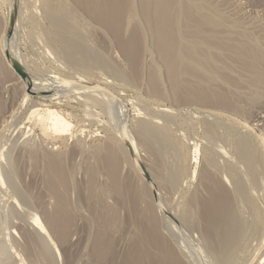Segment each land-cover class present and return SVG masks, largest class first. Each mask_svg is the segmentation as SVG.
I'll list each match as a JSON object with an SVG mask.
<instances>
[{
  "label": "rangeland",
  "instance_id": "1",
  "mask_svg": "<svg viewBox=\"0 0 264 264\" xmlns=\"http://www.w3.org/2000/svg\"><path fill=\"white\" fill-rule=\"evenodd\" d=\"M123 1L132 17L115 33L74 0H0V264H102L93 252L102 241L110 248L107 264H120L136 247L156 257L169 253L176 264H260L264 82L239 91L236 111L188 103L192 85L181 71L171 85L152 19L140 15L143 2L154 0ZM162 1L172 10L185 3L209 8L205 14L220 22L209 37L222 41L232 30L233 39L251 45L253 71L264 79V0ZM11 4L18 10L7 39ZM179 25L173 35L181 46ZM111 33L137 39L139 54L132 48L125 55ZM5 51L28 73L30 91ZM59 78L100 86L108 96L104 104L86 101L67 93ZM121 124L150 183L121 143ZM204 174L224 187L235 214L237 242L222 255L204 235ZM34 218L54 246L39 236Z\"/></svg>",
  "mask_w": 264,
  "mask_h": 264
},
{
  "label": "bare ground",
  "instance_id": "2",
  "mask_svg": "<svg viewBox=\"0 0 264 264\" xmlns=\"http://www.w3.org/2000/svg\"><path fill=\"white\" fill-rule=\"evenodd\" d=\"M74 2L77 3L79 6H81L82 9H86V12L87 11L90 12V9H91L90 13H93V14L92 15L90 13L89 14L94 19L96 17V20L98 19L97 21L100 24H102L107 30L112 31L110 26L113 27L115 33H117L119 29L121 33L124 27L125 19L127 22L129 21V18L132 17L128 13L129 6H127L123 0H104V3H106L105 7L108 8V11H106V13H103L100 10L97 11L96 9L93 8L95 7L96 2L94 6L92 5L93 6L92 8L90 7L91 5L89 6V4L86 3L87 0H74ZM98 2H100V0ZM143 3H144L143 4V14L141 12L140 15L141 16L144 15V17L147 20L152 19L153 27H154L153 29L154 34L157 36V40H158L157 49L159 52L162 53L164 57L165 65L166 67H168V70H170L169 78L172 82L171 85L174 84L173 86H175V83L177 82L176 81L177 73L181 71L183 73L182 75L187 78V81H189L193 87L192 90L190 89L186 90L188 99L187 98L185 99L188 100V103L189 102L192 103V101H195L194 104L198 103L203 106L204 105L205 106H215L219 108L221 107L222 109L223 108L227 110L229 109L228 111L230 110L236 111L238 109L236 106L237 104L235 102L239 101L241 97L239 95L241 92L239 93V91L241 90L245 91L246 89L250 91L252 89L257 90L259 88H262V85H263L262 81L264 82V79L261 78V76H259L257 73H254L253 71V67H252L253 61H250V58H252L254 53L250 49L251 45L249 43H247L246 45L245 42H240V41L233 39L231 37V34H233L232 30L225 31L227 35L224 37L222 41H218L217 37H215L213 40L212 38L209 37L210 33L212 32L213 34H217L216 30L211 31V29H213V27L214 28L217 27L218 24L220 23V22L216 23L217 19L214 20L212 18L213 16L212 17H209L210 15L207 16L209 14V11H208L209 8L207 7H206L207 9L204 8L202 4H199L201 6L199 5L189 6V4L186 5L185 3L183 4L184 7H177L176 9L172 10L171 6L162 0H154V3L152 5L150 2H147V1ZM13 6H14L13 4H11L10 7L8 6L10 8L9 9L10 12H12ZM96 7H99V6L96 5ZM151 9H153V13H151ZM204 10H207L208 12L207 11L206 12L208 14H205ZM173 23L175 24L179 23L180 24L179 27L182 26L181 30L179 31V36L181 39V46H179V43L176 41L173 35V30H174ZM112 35L118 41L120 49L123 48L122 51L124 50L123 52L125 53V55L130 53V52L126 53L125 50L126 49L130 50L132 48H133L132 50H134L135 52L137 51V53L139 54L138 52L139 48L137 47V50L135 48L137 43L136 42L133 43V41H136L138 39L136 37L135 32L133 36H135L137 39L135 38L136 40L132 41L130 37L131 42H129V40L127 41V39L124 40L122 37L120 38V35L119 37L115 36L114 34ZM137 42L139 43V41ZM132 44H135V45L131 46ZM250 51L252 52V54L249 56L248 52ZM133 52L131 53L133 54ZM13 58L18 60L15 53H13ZM234 73L236 74L237 77L234 76ZM183 76H182V79H183ZM58 83H60V85L64 87L67 93H71L74 95L76 94L80 95L86 98V101L88 100L90 102L97 103V102H101L100 100L103 97L108 96L106 89L100 86L93 85V84H87V83L76 82V81H67L65 79L62 80L60 78H59ZM220 83L221 84L223 83L222 86L220 85ZM225 86L230 87V88L232 87L235 88L238 93L233 92L231 94V92H229V89L226 88ZM229 93H230V97H229ZM101 104H104L103 101L101 102ZM34 114H37V112H35ZM119 122L117 124H120ZM118 131H120L121 143L123 142L125 150L132 158L130 159L133 161L131 162L133 163V166L136 168L135 170H137V172L139 173L138 175H140V177L145 179V174L142 170L143 165L141 163V160L139 159L140 157L137 155L136 148H135L136 145L134 144L135 142L133 143L132 142L133 140L131 141L130 139L131 137L128 135V132L123 128L122 124L118 128ZM128 147L130 148V151L128 150ZM126 151L124 152L125 154H127ZM128 154L127 156L129 157ZM107 164H108V161H107ZM111 166L113 168V165ZM112 168L110 167V171ZM206 175L204 174V176ZM210 175L211 174H209V176H206V178H204L206 180L205 190L208 192L209 198L207 197V200L205 199L200 202V213H201L200 215L202 217L201 220H203L205 223V234L204 235L207 238L208 243L211 242V244L213 243L215 245H218V247L221 249L220 254L222 255L228 248L232 246L233 240H236L237 242L236 236L238 235H237V230L235 229L236 220L234 218L235 214H233L232 212V206H231L232 203L230 201V197L228 193L226 192L225 189H223L224 187H220L221 185H219L217 180L216 179L214 180ZM54 219L51 220V222L53 221V224H55V227H56L58 226L59 222L57 223V221H55ZM60 219L62 218L60 217L59 220ZM66 222L68 223V221ZM43 223L44 222H42L40 218H34L33 225L35 226L37 233L40 234L39 236H41L43 240L45 239L46 242L49 241L47 242L48 244L51 243V245L54 246L55 244L50 236L51 234L49 235L50 232L47 228H45L46 226H44ZM149 233L150 232H148L147 235H149ZM98 240L100 241V239ZM144 240H148V239L145 238ZM149 240H152L151 242L155 241V239L153 240V238L152 239L149 238ZM179 242L181 243V241ZM96 243L95 245H97ZM102 243L100 245H102ZM156 244H158V241L156 242ZM100 245L95 246L93 252L94 254H96V256L99 257V260L101 259L100 263L107 264L105 262L106 260H104V253L105 255L108 254L110 251V248L108 245L105 246V244H103L104 246L103 245L102 246L105 247L103 250L102 249L103 247L101 248ZM157 246H160V245H157ZM216 248L217 247H214V249ZM166 253L163 252L164 255H166ZM169 255L170 254L168 253L167 256L171 258ZM193 255L195 256V254ZM168 257L165 256L166 259L163 258V256L156 257V256H153L151 253L147 252L146 250H141L139 247H136L133 250L123 255L120 261V264H176L174 260L170 261ZM196 259L198 261V257ZM258 261L260 262V264H264V252H262L260 257L258 258ZM22 264H25V263L22 262Z\"/></svg>",
  "mask_w": 264,
  "mask_h": 264
},
{
  "label": "water",
  "instance_id": "3",
  "mask_svg": "<svg viewBox=\"0 0 264 264\" xmlns=\"http://www.w3.org/2000/svg\"><path fill=\"white\" fill-rule=\"evenodd\" d=\"M87 2L89 4V6L95 4L94 0H87ZM101 3H102V5H101ZM105 4L106 3H104V0H100V4H99V9L98 10L102 11L103 13H106V11H108V8L105 7ZM17 10H18L17 6L14 5L13 9H12V12H10L9 22H8V29H7V32H6L7 39H9L11 37V35H12L13 29H14V26H15V23H16ZM5 57H6L7 60H9L12 71L16 74V76L24 84H26V86L28 88V91H30V89H31L30 88V79H29L28 73L26 72L24 67L20 64V62L18 60L14 59V58H11L9 51H5ZM128 150L130 151L129 147H128ZM142 170H143V172L145 174L146 182L150 183V177H149L146 169L144 167H142Z\"/></svg>",
  "mask_w": 264,
  "mask_h": 264
}]
</instances>
